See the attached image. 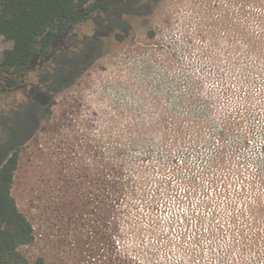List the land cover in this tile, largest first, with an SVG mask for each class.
Segmentation results:
<instances>
[{
  "label": "rangeland",
  "instance_id": "1",
  "mask_svg": "<svg viewBox=\"0 0 264 264\" xmlns=\"http://www.w3.org/2000/svg\"><path fill=\"white\" fill-rule=\"evenodd\" d=\"M147 4L149 13L133 19L127 35L89 52L60 91L45 87L60 58L43 66L39 59L16 90L1 96L0 167L36 133L43 108L55 101L51 124H59L63 136L52 126L49 138H69L71 124H101L129 149L142 204L161 181L156 168L183 169L184 161L187 185L181 186L182 171L164 212L173 223L169 234L164 230L169 246H146L141 221L124 224L134 218L131 211L121 219L119 237L130 242L121 243L120 252H133L136 264H264V0ZM92 30L80 29L78 37ZM11 47L0 37V59ZM231 156L239 157V166L230 167ZM27 186L34 192L26 193ZM61 187L60 168L34 158L21 165L14 195L21 209L32 199L35 213L44 205L54 218L60 207L64 212ZM73 236L74 248L46 241L27 252L53 264H99Z\"/></svg>",
  "mask_w": 264,
  "mask_h": 264
},
{
  "label": "trees",
  "instance_id": "2",
  "mask_svg": "<svg viewBox=\"0 0 264 264\" xmlns=\"http://www.w3.org/2000/svg\"><path fill=\"white\" fill-rule=\"evenodd\" d=\"M147 3L0 0V37L12 43L0 59V98L16 90L39 59L43 66L60 58L52 63L54 72L45 86L60 91L65 80L81 70L89 52L102 49L113 37L122 40L133 29L132 20L149 13ZM83 28L93 32L80 39L79 30ZM55 105L53 101L43 108L36 133L0 167V264H53L45 256H31L27 250L46 241L54 248H74L73 235L82 247L90 249L99 264H136L134 255L123 254L117 246L122 216L130 213L128 207L137 199L141 184L129 149H121L122 140L102 129L101 124L96 126L95 120L86 123L84 129L71 124L74 130L69 138H49L52 126L53 134L63 136L61 126L51 124ZM34 158L43 166L60 168L64 212L60 207L54 218L44 205L38 206L39 212L35 213L32 199L26 210L21 209L14 195L21 165ZM30 191L33 193L34 188L25 187L26 193ZM130 196L132 199L127 201Z\"/></svg>",
  "mask_w": 264,
  "mask_h": 264
},
{
  "label": "built area",
  "instance_id": "3",
  "mask_svg": "<svg viewBox=\"0 0 264 264\" xmlns=\"http://www.w3.org/2000/svg\"><path fill=\"white\" fill-rule=\"evenodd\" d=\"M217 141L219 142V140ZM247 141L248 139H246V143ZM260 152L262 153V155H264L263 145L260 148ZM216 153H219V152H216ZM236 158L239 159V157H235V156H231V160L227 159L230 167L235 168L236 165L239 166V163L235 162ZM181 167L182 166L173 167L169 165V166L164 167V169H161V170L159 168H156V171H154V174L157 175L158 178H161V181L159 182L158 180H156L154 187L152 186L150 188L149 191L151 192L148 193L147 195L148 200L146 201V204H142L143 200L140 199V197L138 198V200L137 199L135 200L136 203L140 201L138 205L132 202V207L130 208L129 210L130 213L128 214H131V211H134V216H132L134 218H130L129 220L131 222L128 221V223L127 221H124V224L129 225L131 223V226H134L135 224H137V221H141V225L143 224V226H145V230H148V234L143 235L144 237L143 239L145 243L147 244L146 246L151 245L157 251L159 249L166 248L169 246V241L168 239H166V234H164V230L167 229V234H169L171 232V225L173 223L170 217H168V219L166 218V214L164 212L166 209H170V207L172 206V203L174 202V200L171 201V199H174L173 193L177 192V190L175 191L174 189H170V187L171 186L174 187L175 181L180 175H182V173H180L182 171H183V180H181L180 182L181 186L187 185L184 179L186 172H187V168H185L184 166V161H183V169ZM126 239L121 240V238L118 237L117 246L119 247V249L125 247L124 245L121 246L120 244L123 242L125 243ZM127 241L130 242L129 239H127ZM144 241L141 240V243H144ZM140 247H143V249H145L144 246H140ZM132 253L133 252H131V254ZM145 254L146 256H150V253L148 250H146ZM133 258L136 262L137 257L134 256ZM138 261L140 262L141 260L138 259Z\"/></svg>",
  "mask_w": 264,
  "mask_h": 264
}]
</instances>
